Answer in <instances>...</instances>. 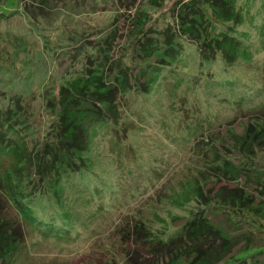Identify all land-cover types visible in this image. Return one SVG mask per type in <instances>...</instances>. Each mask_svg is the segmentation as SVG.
<instances>
[{"label": "rangeland", "instance_id": "rangeland-1", "mask_svg": "<svg viewBox=\"0 0 264 264\" xmlns=\"http://www.w3.org/2000/svg\"><path fill=\"white\" fill-rule=\"evenodd\" d=\"M183 1L189 0H164L150 16L160 27L171 25ZM236 1L243 21L234 26L244 51L235 63L223 55L206 59L188 40L168 63L131 65L133 74L147 73L131 80L132 89L111 95L117 103L111 118L101 113L90 121L88 167L62 172L25 222L0 181V221L23 237L3 258L8 237L0 234V264L148 259L146 227L168 241L205 207L238 239L230 256L264 264V0ZM141 5L151 0H0V121L15 105L10 99L26 100L23 111L38 129L30 139L38 140L55 119L46 108L50 89L58 98L63 84L95 64L116 84L119 66L131 64L123 60L131 56L135 30L129 10ZM109 48L116 66L102 58ZM9 150L0 142V173L13 157ZM235 188L254 195L255 216L251 208L241 216L220 205ZM200 192L212 202L199 205Z\"/></svg>", "mask_w": 264, "mask_h": 264}, {"label": "trees", "instance_id": "trees-1", "mask_svg": "<svg viewBox=\"0 0 264 264\" xmlns=\"http://www.w3.org/2000/svg\"><path fill=\"white\" fill-rule=\"evenodd\" d=\"M162 3L164 0H151V5H141L138 10L134 7V10H129L134 19L132 25L135 30L131 35V56L126 55L123 60L130 59L131 64L126 67L119 66L121 76L117 77L118 82L114 80L116 84L110 83L105 69H100L97 64L93 69H89L87 65L90 73L68 80L59 88L58 98L54 89L46 93V108L52 112L55 119L44 137L38 140L30 139L38 129L34 120L23 111L26 100L10 99L15 101V105H11L7 112L2 111L0 142L10 147L9 151L13 157L7 159L5 171L0 173V181L5 188L3 194L15 206L20 214L18 216L23 218L24 222V217L31 218L34 215V212L30 214V211L32 206L34 208L36 200L40 199L39 196L55 186L62 172L88 167L85 154L90 121L99 119L101 113L111 118L109 109L117 104L113 103V97L120 91L126 92L135 87L133 85L138 75L144 78L147 73L141 69L133 74L131 65H135V68L146 65L147 68L154 64L168 63V59L182 53L188 40L198 45L204 58L216 60L223 55L228 65L235 63L244 51L240 49L241 41L234 26L236 22L243 21L242 11L235 7L236 0L183 1L174 8L176 21L160 27L157 19H152L150 14L160 9ZM223 25H226V28L218 32L219 27ZM113 53L112 48L105 49L102 51V58L105 57V61L110 60V65L116 66L119 60ZM134 79L135 82H131ZM33 104L32 102V106ZM33 113L35 114V110ZM12 134L17 138H13ZM229 192L230 196H222L220 205L232 209L230 213L237 215L245 214L244 209L251 208L255 216L258 202L254 200L253 194L241 188L231 189ZM199 196L203 199V202L198 199L199 205L212 202L211 199L205 198L202 192ZM235 206L238 208L235 209ZM213 207L219 208L215 205L211 206ZM206 209L205 207L193 211L188 221L178 227L182 231L168 241L159 237L161 231H152L146 227L145 238L150 257H142L141 260L131 257L128 264H246V258L240 260L230 256L238 239L223 227L216 225L211 220L212 213ZM230 213L227 214L229 217ZM5 221H0V231L3 232L0 234L8 237L3 258L11 256L12 249L23 242V237L10 230L11 223ZM141 222L142 225L146 223ZM3 227H6L5 231Z\"/></svg>", "mask_w": 264, "mask_h": 264}]
</instances>
